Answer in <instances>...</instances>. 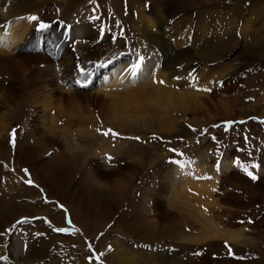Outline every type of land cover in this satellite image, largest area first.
<instances>
[{
  "label": "rangeland",
  "instance_id": "1",
  "mask_svg": "<svg viewBox=\"0 0 264 264\" xmlns=\"http://www.w3.org/2000/svg\"><path fill=\"white\" fill-rule=\"evenodd\" d=\"M0 36V264H264V0H0Z\"/></svg>",
  "mask_w": 264,
  "mask_h": 264
},
{
  "label": "bare ground",
  "instance_id": "2",
  "mask_svg": "<svg viewBox=\"0 0 264 264\" xmlns=\"http://www.w3.org/2000/svg\"><path fill=\"white\" fill-rule=\"evenodd\" d=\"M65 1V0H64ZM66 3V2H65ZM69 6V5H68ZM66 11V10H65ZM12 20V19H11ZM8 22V21H7ZM10 22V21H9ZM32 24V23H31ZM26 26H27V28H28V24H25V28H26ZM11 28V27H10ZM4 29V28H3ZM15 29V28H14ZM8 30V29H7ZM10 30V29H9ZM29 30V29H28ZM14 31V30H13ZM12 31V32H13ZM17 32V31H16ZM28 32V31H27ZM40 32V31H39ZM8 33H10V31L8 32ZM7 33V34H8ZM14 33V32H13ZM25 33V32H24ZM80 33V32H79ZM23 34V33H22ZM31 34V33H30ZM14 35V34H13ZM18 35V34H17ZM84 35V34H83ZM27 36V35H26ZM26 36H21V39H22V37H26ZM0 37H3V36H0ZM8 37H9V35L7 36V39H8ZM18 37H20V35L18 36ZM35 37H36V39H35V43H38V42H36L37 40H39L40 38H41V36L39 35V37H37L36 35H35ZM82 37V36H81ZM3 39V38H2ZM20 39V38H19ZM32 39V38H31ZM24 40V39H23ZM3 41V40H2ZM9 41V40H8ZM15 41V40H14ZM19 41V40H18ZM16 42V41H15ZM9 43V42H8ZM67 43H68V41H67ZM7 44V43H6ZM18 44V43H17ZM21 44V43H20ZM11 47V46H10ZM69 48V47H68ZM14 49V48H13ZM62 49V44H58V43H56V40H53L52 41V44H51V52L50 53H52V55L53 56H57L58 54H59V52H60V50ZM15 50V49H14ZM69 50V49H68ZM73 53V52H72ZM75 53V52H74ZM73 53V54H74ZM61 54H63V56L65 55V54H67V52L64 50L63 51V53H61ZM76 54V53H75ZM27 55V54H26ZM32 55V54H31ZM29 56V55H28ZM77 56V55H76ZM71 57V56H70ZM53 58V57H52ZM46 59V58H45ZM62 59V58H61ZM66 60V59H65ZM75 60V59H74ZM77 60V59H76ZM35 61H37V60H35ZM39 61V60H38ZM38 61H37V63H38ZM42 61V60H41ZM60 61V60H59ZM28 62V61H27ZM61 62V61H60ZM74 62V61H73ZM75 63V62H74ZM58 64V63H57ZM57 64H56V66H57ZM69 64H70V62H69ZM78 64V63H77ZM35 65V64H34ZM68 65V64H67ZM76 66V65H75ZM106 66V64L104 65V68H106L105 67ZM47 67V66H46ZM53 67V66H52ZM52 67H50V68H52ZM74 67V66H73ZM72 67V68H73ZM77 68H79V67H77ZM55 69V68H54ZM81 69V68H80ZM79 69V70H80ZM83 69V68H82ZM85 69V68H84ZM49 70V69H48ZM71 69L69 68V67H66V66H64V67H62L59 71H58V73H57V75L58 76H60V75H62V76H60L63 80L66 78V73H67V71L69 72ZM57 71V70H56ZM42 72H44L45 73V71H42ZM78 72V71H77ZM117 72V71H116ZM120 72V71H119ZM54 73V72H53ZM70 73H71V71H70ZM74 73V72H73ZM74 74H76V73H74ZM112 74V73H111ZM118 74H121V73H118ZM117 74V75H118ZM123 74V73H122ZM52 75V74H51ZM115 75V74H114ZM119 76V75H118ZM70 77V76H69ZM92 77H94V76H92ZM116 76H114V78H115ZM56 78V77H55ZM113 78V77H112ZM118 78V77H117ZM58 79H60V78H58ZM127 79V78H126ZM66 80V79H65ZM118 80H120V79H118ZM107 81V80H106ZM116 81V80H115ZM47 82V81H46ZM110 82V81H109ZM114 82V81H113ZM64 83V82H63ZM70 83V82H69ZM68 83V84H69ZM111 84V83H110ZM114 84V83H113ZM113 84H111V85H113ZM116 84V83H115ZM122 84V83H121ZM128 84V83H127ZM47 85V84H46ZM52 85V84H51ZM79 85H81V84H79ZM110 86V85H109ZM114 86V85H113ZM121 86V85H120ZM68 87V86H67ZM107 87V86H106ZM111 87V86H110ZM115 88V87H114ZM119 88V87H118ZM159 88H157V90H158ZM157 90H156V92H157ZM161 90V89H160ZM55 91V90H54ZM127 91H129V89L127 90ZM159 91V90H158ZM59 92V91H58ZM166 92V91H165ZM171 92V91H170ZM123 93V92H122ZM151 93H154L153 92V90H152V92ZM113 95H115V94H113ZM132 96V95H131ZM134 96V95H133ZM133 96H132V98H133ZM73 97V96H72ZM88 97V96H87ZM117 96L115 95L114 96V98H112V100L113 99H115ZM136 97H138V96H136ZM93 98V97H92ZM72 100V99H71ZM74 100V99H73ZM118 100H120V99H118ZM134 100V99H133ZM129 101H130V99H129ZM132 101V100H131ZM130 101V102H131ZM38 102H40V101H38ZM116 102H117V100H116ZM116 102H114L113 101V103H115V104H118V103H116ZM124 102V101H123ZM122 102V103H123ZM133 102H135V101H133ZM112 103V102H111ZM125 103H128L127 105H130V104H136V102L135 103H129V102H125ZM106 104V103H105ZM108 104V103H107ZM108 106V105H107ZM118 106V105H117ZM132 106V105H131ZM110 108V107H109ZM111 110H113L112 109V107H111ZM118 112V111H117ZM112 113V112H111ZM104 114H105V112H104ZM103 114V115H104ZM120 114V113H119ZM111 115V116H110ZM107 114V116L105 117V118H107L109 121H110V123H111V125H112V127H114V128H117V126H116V120H115V118H117V117H115L114 115V119H111L110 117H112V114ZM119 116V115H118ZM264 117V116H263ZM118 119V118H117ZM108 120H107V122H108ZM115 120V121H114ZM119 120V119H118ZM221 121H226L225 119L224 120H219V121H217V122H213V121H209V122H207V123H209V124H216V123H218V122H221ZM106 122V121H105ZM189 122V121H188ZM195 122V121H194ZM198 123V122H197ZM197 123H194V125H193V123H190L191 125H193V126H197V127H200L201 125H203L204 123H199L198 125H195V124H197ZM119 128V129H118ZM117 129L118 130H120V131H122L123 132V128L122 127H118ZM184 134L185 135H189V136H193L194 135V133H192L191 131H184ZM100 143L98 144L100 147H99V149H103V150H107L108 148H105V147H107V146H109V144H108V141L106 140H103V139H100V141H99ZM110 142V141H109ZM19 145H18V149H17V151L19 150ZM50 150V149H49ZM48 150V151H49ZM26 151V150H25ZM28 152V153H27ZM26 153L28 154V156H30V157H34L35 155H36V146H30L29 147V149H28V151H27ZM25 153V152H24ZM26 161L27 162H29L30 161V159H28V158H26ZM25 161V163H27ZM48 162V161H47ZM46 163V162H45ZM53 162H51V164H45L44 166H43V171H44V173H47L48 175L50 174V173H53L54 174V176H56V175H59L60 177H62V176H64V175H66V174H68V169L74 164H71V166L70 167H66L68 164H70V160H66V157H64L61 161H58L56 164H55V166H52V165H54V164H52ZM73 166H76V165H73ZM32 168V167H31ZM61 168V169H60ZM72 169V168H71ZM32 170V172L34 173V170H33V168L31 169ZM65 170H66V172H65ZM41 172H42V170H40ZM73 171V170H72ZM37 172V171H36ZM66 173V174H65ZM72 173V172H71ZM36 174H38V173H34V176L36 175ZM37 176V175H36ZM207 176V175H206ZM38 181V180H37ZM39 182V181H38ZM42 186H46V188H48L49 186H48V184L44 181V182H39ZM44 185H43V184ZM28 189V188H27ZM49 189V188H48ZM31 190V189H30ZM50 191V190H49ZM123 193V192H122ZM108 199V198H107ZM111 201V200H110ZM110 201H107V205L109 204L110 205ZM108 205V206H109ZM76 223V222H75ZM106 227V226H105ZM207 230V229H206ZM202 234V233H201ZM207 238L205 237V236H202L201 237V241H204V240H206ZM199 240V241H200ZM118 252H119V250H117V254H118ZM204 258V257H203ZM202 258V259H203ZM203 261V260H202ZM204 262V261H203Z\"/></svg>",
  "mask_w": 264,
  "mask_h": 264
},
{
  "label": "snow or ice",
  "instance_id": "3",
  "mask_svg": "<svg viewBox=\"0 0 264 264\" xmlns=\"http://www.w3.org/2000/svg\"><path fill=\"white\" fill-rule=\"evenodd\" d=\"M31 19H32V20H35L36 17H31ZM137 67H139V65H137ZM102 134L105 135V136H108L109 134L114 135V136H115V135H118L117 133L112 132L111 129H109L107 132H104V133H102ZM14 135H15V133L13 132V137H14ZM253 167H257V166H256V165H253ZM25 172H27V170H25ZM248 175L251 176V178H252L253 180L256 179V176L252 175L251 172H249ZM29 183H31V181H29ZM68 223L71 224V221L69 220ZM57 231H63V229H57Z\"/></svg>",
  "mask_w": 264,
  "mask_h": 264
}]
</instances>
